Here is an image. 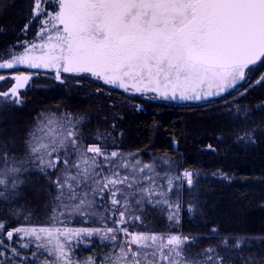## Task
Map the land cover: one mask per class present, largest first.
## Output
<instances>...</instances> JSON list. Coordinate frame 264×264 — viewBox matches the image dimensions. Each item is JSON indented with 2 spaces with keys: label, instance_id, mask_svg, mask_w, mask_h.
<instances>
[{
  "label": "snow or ice",
  "instance_id": "obj_1",
  "mask_svg": "<svg viewBox=\"0 0 264 264\" xmlns=\"http://www.w3.org/2000/svg\"><path fill=\"white\" fill-rule=\"evenodd\" d=\"M42 72L62 85L95 82V94L109 98L121 90L129 99L203 107L233 96L229 135L255 144L264 126L236 101L264 89V0H27L15 43L0 47V107H22V90ZM84 120L42 113L23 157L0 142V264H228L223 252L243 251L247 238L202 247L218 228L203 236L180 230L179 192L191 191L199 172L166 154L125 153L106 143L107 131L86 136ZM32 174L51 198L43 220L13 207ZM157 209L166 230L148 222Z\"/></svg>",
  "mask_w": 264,
  "mask_h": 264
},
{
  "label": "trees",
  "instance_id": "obj_2",
  "mask_svg": "<svg viewBox=\"0 0 264 264\" xmlns=\"http://www.w3.org/2000/svg\"><path fill=\"white\" fill-rule=\"evenodd\" d=\"M27 0H0V47L15 43L23 26ZM28 38H31V34ZM95 82L85 81L82 86L72 82L32 81L22 92V107H0V142H7L15 149L17 157L25 153V140L29 130L35 127L42 113L69 112L83 116L86 136L97 130L111 135L106 143H115L125 153L137 150L147 160L149 154L164 156L201 175L194 180L191 191L185 186L179 192L182 204V228L184 234L203 236L215 227L219 229L216 239L202 241V247L215 246L228 238H247L252 243L243 251L222 254L229 258L228 264H262L264 262V136L257 143H237L230 136L232 117L227 115L225 105H233V96L203 107L186 106L178 102L149 100L137 96L129 99L119 90H112L110 98L96 95ZM242 107L254 111L251 120L255 126H264V110L257 106L264 103V89L257 88L246 98L236 101ZM136 105H140L137 110ZM59 110V111H57ZM115 124V130L110 126ZM251 127V126H249ZM120 133H123L121 136ZM214 137H222L223 142ZM178 141L173 145L172 141ZM212 144L216 151L208 152ZM183 170V169H181ZM227 173L230 180H221L212 174ZM42 178L32 174L31 180L19 191L16 208L30 209L34 220L46 217L45 206L50 201ZM176 196H173L175 200ZM195 211L189 213L188 205ZM4 205L0 204V209ZM166 213L157 209L150 212L148 222H155L158 230L164 229ZM4 213L0 212V220ZM98 242V240H97ZM231 245V244H230ZM199 250V249H197ZM24 253H22L23 255ZM83 256L92 254L82 251Z\"/></svg>",
  "mask_w": 264,
  "mask_h": 264
},
{
  "label": "flooded vegetation",
  "instance_id": "obj_3",
  "mask_svg": "<svg viewBox=\"0 0 264 264\" xmlns=\"http://www.w3.org/2000/svg\"><path fill=\"white\" fill-rule=\"evenodd\" d=\"M33 81H55V79L52 77V74L45 75L43 72L38 78H35Z\"/></svg>",
  "mask_w": 264,
  "mask_h": 264
},
{
  "label": "rangeland",
  "instance_id": "obj_4",
  "mask_svg": "<svg viewBox=\"0 0 264 264\" xmlns=\"http://www.w3.org/2000/svg\"><path fill=\"white\" fill-rule=\"evenodd\" d=\"M232 242H233V240H231V241L229 242V244H232ZM242 243H243L245 246H247V245H249V244H252V243H250V241L247 242V241H245V240H243Z\"/></svg>",
  "mask_w": 264,
  "mask_h": 264
},
{
  "label": "water",
  "instance_id": "obj_5",
  "mask_svg": "<svg viewBox=\"0 0 264 264\" xmlns=\"http://www.w3.org/2000/svg\"><path fill=\"white\" fill-rule=\"evenodd\" d=\"M31 86V83H30V85L28 86V87H30ZM27 90V88L25 89V90H22V92H24V91H26ZM119 91H121V90H119ZM122 92V91H121Z\"/></svg>",
  "mask_w": 264,
  "mask_h": 264
}]
</instances>
